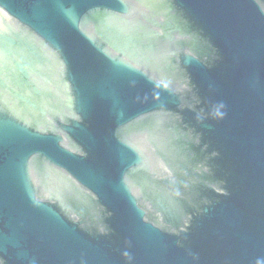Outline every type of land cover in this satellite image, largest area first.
Instances as JSON below:
<instances>
[{"label":"water","instance_id":"obj_1","mask_svg":"<svg viewBox=\"0 0 264 264\" xmlns=\"http://www.w3.org/2000/svg\"><path fill=\"white\" fill-rule=\"evenodd\" d=\"M0 264H264V0H0Z\"/></svg>","mask_w":264,"mask_h":264}]
</instances>
